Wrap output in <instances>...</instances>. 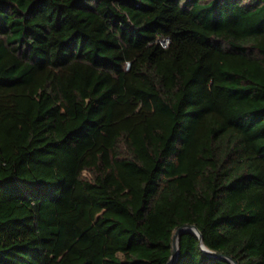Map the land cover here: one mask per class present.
<instances>
[{
	"label": "trees",
	"instance_id": "obj_1",
	"mask_svg": "<svg viewBox=\"0 0 264 264\" xmlns=\"http://www.w3.org/2000/svg\"><path fill=\"white\" fill-rule=\"evenodd\" d=\"M185 224L264 264V0H0V264H169Z\"/></svg>",
	"mask_w": 264,
	"mask_h": 264
},
{
	"label": "water",
	"instance_id": "obj_2",
	"mask_svg": "<svg viewBox=\"0 0 264 264\" xmlns=\"http://www.w3.org/2000/svg\"><path fill=\"white\" fill-rule=\"evenodd\" d=\"M186 231H193L195 234H197V236L200 239V242L202 243V247L203 250L205 251V253H208L209 255H212L214 257L217 258H222V259H228L229 261H231L233 264H238V262L231 256L226 255V254H222L216 251H212L210 250L208 247H206L202 241V233L200 231V229L198 228L197 225L194 224H185L184 226L180 227L179 229H177V231L175 232L174 236H173V249H172V257H171V262L169 264H174L177 261V257L179 255V251H180V242H179V238L181 236L182 233L186 232Z\"/></svg>",
	"mask_w": 264,
	"mask_h": 264
},
{
	"label": "built area",
	"instance_id": "obj_3",
	"mask_svg": "<svg viewBox=\"0 0 264 264\" xmlns=\"http://www.w3.org/2000/svg\"><path fill=\"white\" fill-rule=\"evenodd\" d=\"M164 43L168 44V40H164Z\"/></svg>",
	"mask_w": 264,
	"mask_h": 264
}]
</instances>
